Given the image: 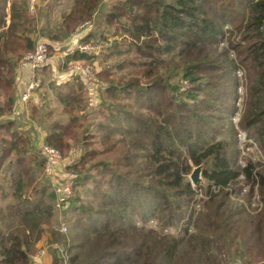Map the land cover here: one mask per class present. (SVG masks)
Instances as JSON below:
<instances>
[{"label":"trees","instance_id":"trees-1","mask_svg":"<svg viewBox=\"0 0 264 264\" xmlns=\"http://www.w3.org/2000/svg\"><path fill=\"white\" fill-rule=\"evenodd\" d=\"M101 1L73 0L62 18L63 37L92 21ZM25 2L0 0V27L9 13L0 35V98L5 99L0 117L13 110L18 63L35 46ZM105 24L107 29L98 32L100 46L108 44L109 31L125 35L107 50L123 45L139 60L125 80H116L108 67L96 71L98 103L107 121L97 123L89 137L78 134L81 126L71 113L80 102L77 91L83 90L79 79L70 80L60 98L71 118L53 124L45 143L64 156L68 141L83 144L84 151L69 168L72 194L59 206L95 214L81 194L95 183L100 212L83 247L50 230L48 242L62 246L53 248L51 264H220L216 255L224 247L233 248V257L244 264H264V0H123L108 10ZM223 42L227 49L217 51ZM208 44L216 49L207 52ZM172 54L179 56L169 64L180 69V82L188 87L183 91L170 82L173 75L160 73L168 66L161 56ZM94 60L75 48L66 64ZM237 72L243 99L235 126L230 119L237 111ZM238 131L254 143L262 162L237 165ZM21 137L13 122L0 123V190L8 181L4 197L11 198L0 207V264H34L43 226L49 228L56 207V194L40 176L44 160ZM190 165H203L205 186L191 187ZM245 186L244 197L256 194L260 209L235 201ZM200 188L206 199L196 210ZM136 213L179 232L137 226L130 219Z\"/></svg>","mask_w":264,"mask_h":264},{"label":"rangeland","instance_id":"rangeland-1","mask_svg":"<svg viewBox=\"0 0 264 264\" xmlns=\"http://www.w3.org/2000/svg\"><path fill=\"white\" fill-rule=\"evenodd\" d=\"M122 1L123 0H102L94 14L93 20L89 22V27L83 30H77L76 32L78 34L74 33L67 38L63 37L61 23L64 14H66L71 8L73 0H26L25 2L29 14L33 17L32 23L34 29L30 36L35 42L34 49L38 43H46L49 48L48 61L45 67L34 70L36 81L39 83L40 87L33 96V99L29 100L28 103L24 104V106H20V108H17V103L20 100V97L26 85L22 83L21 79H17L15 76L16 99L14 101L13 110L9 113V115L0 117V123L9 121L12 122V120L14 119L16 120V122H20V127L21 129H24V134L26 135L31 145V151H33L40 159L44 160V166L41 170L42 175H40L42 176V181L47 184L50 190L54 191V193L56 194L57 200L54 216L49 223V228H46L45 225L43 226V230L46 229V231L42 232L40 240L37 244L36 253L32 258L34 264H51L52 253L54 250L53 248L55 247L62 249V246L60 244L58 245L57 243H55V246L53 247L48 242L47 235L50 233V230L63 234L64 236H68V238L72 242L78 245L81 244L80 247H83V239L87 236L86 231L90 230L91 226L96 224L97 212H100L98 205L100 202V192L95 186V183H88V185L81 191L84 204L90 206L91 208H93V210H96L95 214L86 216L77 211L71 212L68 206H59L60 197L57 193L64 187L69 185V183H72V177L70 174L71 171L69 170V168L73 165V162H77L79 157L82 155L84 151V145L79 142L73 143L72 141H68L67 143L69 144V150L64 156L60 150L45 143V136L52 131L51 127L53 124L65 123L66 121L70 120L69 118H71L69 115L63 112V108L58 102L57 98L65 89L66 83H68L70 80L79 78V76L78 78H75L76 76L72 77L76 75V73L74 72L76 71L75 67L84 68V71H88L89 75L92 76V79L90 81H85L84 79L79 78V82L81 83V86L83 88V90L77 91L80 95V102L76 107L71 108L72 115L78 118V123L81 126V128L78 129V134L81 135V133L83 134V132H87L86 135L89 137L94 126L97 123L99 124L101 122L107 121V117L105 116L107 113L105 111H100L101 109L98 103L100 91L96 83V71H98L102 67H108L114 73L116 80L120 79L121 77L123 80H125L128 78V75L136 69V67H134V64L138 63L139 60L137 58L138 56L132 53V51L126 53V47L123 45H120L118 50H107L106 47L110 46L112 41L117 40L119 43L122 40H126L125 35L112 36V31H109L108 34L104 35L108 39V44L106 46L104 44L100 46V38L98 37V32L102 31L103 29H107V26L105 24L106 13L113 5H119ZM227 28L228 25L224 27V29ZM88 34H92V36L85 40ZM78 35L82 36L80 39L81 41L79 40L80 42L78 40L75 41L74 39ZM84 44H88L94 48L93 50L95 51L89 52L88 54L93 55L95 57V60L92 63L77 62L70 63L64 66V58L67 53L69 51H71L72 53L75 46L76 48H78L79 46ZM100 47H102L103 49H100ZM206 47L207 52H211L212 50L216 49V46L212 44H208ZM226 49V42L220 43L217 47V51L219 52ZM25 54L22 55L18 63V67L26 68L27 66V68L31 72L29 64L23 61ZM231 54V52L228 53V55L230 56ZM161 57L168 63V66L166 67H160L161 75L165 77L167 76L166 74L173 75L170 78V82L174 85H179L180 87H182L181 91L188 88L185 84L183 85V83L180 82V69L177 70L174 68V66L169 64V60H174L175 63L179 62V56L172 54ZM119 65H123L125 66V68L123 70H117ZM80 71L81 69L77 70L76 72L78 73ZM30 77H28L27 83L30 80ZM237 77L239 78V87L237 91L238 97L235 102L237 111L230 119L231 123L235 126L237 125L239 120L243 99V86H241L243 82L240 79L241 72H237ZM0 100V104L3 105L5 102L3 95H1ZM183 100L185 102H189L186 99ZM23 109L24 112H22ZM221 130L226 133L224 128ZM234 138V140H237L236 148L238 156V166L243 167L247 159H251L254 162H262V154L259 152L254 143L245 136V133L238 131L237 134L234 135ZM46 146L55 149L59 153L60 157L57 163L50 165V167L48 168L47 161L44 155L41 153L42 148ZM70 164L71 166H69ZM190 167L191 168L187 178L191 187L196 188L197 186H205L202 176V182L200 184H198L197 186L192 185L189 176L192 170L198 166L190 165ZM10 168H8L7 174H10ZM2 180L3 178L0 174V182ZM4 186V190L3 188V191L0 190V207L2 208H5L6 205L11 202L10 197H4L5 194H9V182L6 181V183H4ZM107 187L108 186L105 184L102 189L107 190ZM247 190L248 187H243L240 196L234 198L235 201L242 205H245L247 209H260V198L256 194H254V196L249 199H246V197H244ZM204 192V188H200V190L197 191L196 201L198 206L196 207V210H199V207H201L206 199ZM130 219L137 226H142L147 229L154 230L160 234L176 235L180 229L179 227L160 225L156 221V219H153L149 216L143 218L137 213L131 215ZM6 222H8V220H6ZM8 223L12 225V223ZM6 224L7 223H5V225ZM5 227L3 226L2 229H5ZM233 250V248L225 249L224 247L219 253H217L216 256L218 257L220 264H244L240 259H235L233 257Z\"/></svg>","mask_w":264,"mask_h":264},{"label":"built area","instance_id":"built-area-1","mask_svg":"<svg viewBox=\"0 0 264 264\" xmlns=\"http://www.w3.org/2000/svg\"><path fill=\"white\" fill-rule=\"evenodd\" d=\"M30 8H31V4H30ZM90 25L89 22H85L82 23L78 26L77 30H83L88 28ZM76 30V31H77ZM78 49L81 52H85V53H89V52H93L95 50H93L94 48L88 44H84L78 47ZM48 45L46 43L40 42L37 44V46L35 47V49L33 51H30L28 53L25 54L23 61L27 64H29L30 68H31V77L30 80L28 81V83L26 84L22 95L20 97V100L17 103V108H20V106H24V104L28 103L29 100L33 99V96L35 95V93L38 91L39 83L36 81V76H35V69H41L43 67H45L47 61H48ZM80 72H76L77 70H80ZM74 71L76 73V75L72 76L75 78H81L84 79L85 81L88 80L90 81L92 79V76L89 75V72H85L84 68H76L75 67ZM72 72V73H74ZM78 78V79H79ZM42 154L44 155L46 161H47V168L50 167V165L57 163V161L60 159L59 157V153L51 148V147H43L41 150ZM71 166V164L69 165ZM59 197H60V202H63L67 197H70L72 194V183H69V185H67L66 187H64L61 191L57 192Z\"/></svg>","mask_w":264,"mask_h":264},{"label":"crops","instance_id":"crops-1","mask_svg":"<svg viewBox=\"0 0 264 264\" xmlns=\"http://www.w3.org/2000/svg\"><path fill=\"white\" fill-rule=\"evenodd\" d=\"M70 10V9H69ZM7 17H6V22H5V25L4 26H1L0 27V35L2 34V32L4 31V30H6V28H7V26L9 25V13H8V9H7ZM85 32H87V31H85ZM76 34H78L77 32H75ZM81 34H83V33H81ZM92 36V34H88L87 36H86V38L88 37H91ZM81 35H78V36H76V38H74L75 39V41H79L80 39H81ZM81 41V40H80ZM79 41V42H80ZM76 48V46L74 47V49ZM68 54H71V51H69L68 53H67V55ZM67 55L65 56V58H64V66H66L67 64H66V58H67ZM30 74H31V72L29 71V69L27 68V66H26V68H20V67H18V69H17V71H16V74H15V76H16V78L17 79H21L22 80V83H24V85H26V83H27V79H28V77H30ZM18 75V76H17ZM68 84L69 83H66L65 84V89L61 92V94L58 96V98H57V100H58V102L60 103V105L62 106V104H61V102H60V98H61V96H62V94L64 93V92H66V90H68ZM22 112H24V109H23V111ZM23 117H24V113H23ZM22 117V118H23ZM12 122H14V124H15V127H16V129H17V131H18V133L20 134V136H22L21 138H23L24 139V129L22 128L21 129V127H20V122H16V120L14 119V120H12ZM18 125V126H17ZM26 136V135H25Z\"/></svg>","mask_w":264,"mask_h":264},{"label":"water","instance_id":"water-1","mask_svg":"<svg viewBox=\"0 0 264 264\" xmlns=\"http://www.w3.org/2000/svg\"><path fill=\"white\" fill-rule=\"evenodd\" d=\"M201 173H202V165L194 168L189 176L190 182L193 186H197L202 182L201 179Z\"/></svg>","mask_w":264,"mask_h":264}]
</instances>
